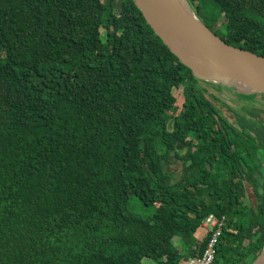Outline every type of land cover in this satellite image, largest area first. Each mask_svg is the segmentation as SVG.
I'll return each instance as SVG.
<instances>
[{
  "label": "trees",
  "instance_id": "1",
  "mask_svg": "<svg viewBox=\"0 0 264 264\" xmlns=\"http://www.w3.org/2000/svg\"><path fill=\"white\" fill-rule=\"evenodd\" d=\"M187 1L264 56V0ZM202 82L134 0H0V264H183L209 213L212 264H251L264 105L231 119Z\"/></svg>",
  "mask_w": 264,
  "mask_h": 264
},
{
  "label": "water",
  "instance_id": "2",
  "mask_svg": "<svg viewBox=\"0 0 264 264\" xmlns=\"http://www.w3.org/2000/svg\"><path fill=\"white\" fill-rule=\"evenodd\" d=\"M134 2L163 44L195 78L228 87L236 95L264 105V56L225 43L185 5H190L187 0ZM263 253L264 245L251 264Z\"/></svg>",
  "mask_w": 264,
  "mask_h": 264
},
{
  "label": "rangeland",
  "instance_id": "3",
  "mask_svg": "<svg viewBox=\"0 0 264 264\" xmlns=\"http://www.w3.org/2000/svg\"><path fill=\"white\" fill-rule=\"evenodd\" d=\"M185 5H187L189 9L195 13V9L191 5H188L186 2H185ZM217 11L215 12V14H218ZM221 21L222 20L219 19V22ZM200 84L207 89V92H205V95L216 105V107L221 111L222 114H224L225 116L231 119L233 117H232V112L230 111V109L241 110L243 109V107H247V105L249 104L258 106L257 103H254L253 101L243 100L240 96L236 95L235 91H233L232 89L228 87L222 86L220 89L221 91H216L213 88V86L209 83L202 82ZM176 94L181 97L182 86L179 88L178 91H176ZM258 96L261 97L262 95L259 94ZM176 169L178 170V166H176ZM205 230L206 228L203 226L199 227L196 230L195 236L196 238H198V240L202 239V234L203 232H205ZM147 260L148 259H146L145 261Z\"/></svg>",
  "mask_w": 264,
  "mask_h": 264
},
{
  "label": "built area",
  "instance_id": "4",
  "mask_svg": "<svg viewBox=\"0 0 264 264\" xmlns=\"http://www.w3.org/2000/svg\"><path fill=\"white\" fill-rule=\"evenodd\" d=\"M225 225V216L209 213L202 221V226L209 233L202 253L188 257L183 264H212L216 256V245Z\"/></svg>",
  "mask_w": 264,
  "mask_h": 264
},
{
  "label": "bare ground",
  "instance_id": "5",
  "mask_svg": "<svg viewBox=\"0 0 264 264\" xmlns=\"http://www.w3.org/2000/svg\"><path fill=\"white\" fill-rule=\"evenodd\" d=\"M256 264H264V253H263V256L259 259V261Z\"/></svg>",
  "mask_w": 264,
  "mask_h": 264
}]
</instances>
